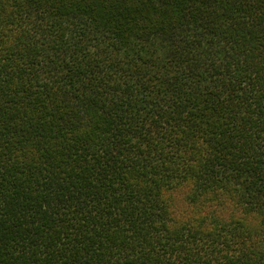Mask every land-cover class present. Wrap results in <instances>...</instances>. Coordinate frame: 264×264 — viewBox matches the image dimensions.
Listing matches in <instances>:
<instances>
[{
	"label": "trees",
	"instance_id": "obj_1",
	"mask_svg": "<svg viewBox=\"0 0 264 264\" xmlns=\"http://www.w3.org/2000/svg\"><path fill=\"white\" fill-rule=\"evenodd\" d=\"M0 264H264V0H0Z\"/></svg>",
	"mask_w": 264,
	"mask_h": 264
}]
</instances>
